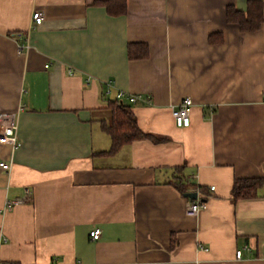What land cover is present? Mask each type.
<instances>
[{
  "label": "crops",
  "instance_id": "obj_1",
  "mask_svg": "<svg viewBox=\"0 0 264 264\" xmlns=\"http://www.w3.org/2000/svg\"><path fill=\"white\" fill-rule=\"evenodd\" d=\"M95 1L0 0V113L21 144L0 143V264H264V187L232 195L264 178V10L248 32L226 7L249 0H127L119 16ZM121 91L144 97L131 108L157 140L106 154ZM176 180L208 201L197 217Z\"/></svg>",
  "mask_w": 264,
  "mask_h": 264
},
{
  "label": "trees",
  "instance_id": "obj_2",
  "mask_svg": "<svg viewBox=\"0 0 264 264\" xmlns=\"http://www.w3.org/2000/svg\"><path fill=\"white\" fill-rule=\"evenodd\" d=\"M96 4L106 7L112 15L119 16L127 12V0H96ZM227 20L231 23H238L243 31H255L260 29L263 24V3L258 0H249L247 11L240 10L233 5L227 7ZM135 46L139 47L134 51ZM132 44L128 46L130 58L148 56V48L145 44ZM110 116L108 121H101L102 127L110 135L111 147L106 154H114L121 150L124 145L132 143L137 139H154V135L144 132L138 125L135 113L132 111L131 104L125 99H115L109 102ZM181 192H185V187L180 180L174 181ZM264 187V178H239L235 180L232 195L235 199L251 198L257 195V190Z\"/></svg>",
  "mask_w": 264,
  "mask_h": 264
},
{
  "label": "built area",
  "instance_id": "obj_3",
  "mask_svg": "<svg viewBox=\"0 0 264 264\" xmlns=\"http://www.w3.org/2000/svg\"><path fill=\"white\" fill-rule=\"evenodd\" d=\"M44 20V14L41 11L35 10L32 16L31 28L36 27L41 24ZM21 48V47H20ZM48 66V65H46ZM116 97L118 99H127L130 104H136L142 98V95L136 94H126L123 91L117 93ZM193 99L190 96L183 98L178 105L172 107L173 117L175 124L178 127H189L191 122V112L193 107ZM17 115L15 112L0 113V143L10 144L13 148H18L21 144L18 141L17 130H16ZM12 162L1 161L0 167L8 171L11 167ZM211 189L214 190L215 186H211ZM19 203L18 200L10 201L5 207V210H10L14 205ZM208 207V201L202 200L200 197L196 200H191L187 203L185 211L188 216L197 217L199 213ZM102 233L101 228H96L90 232V237L93 240H96L100 237ZM237 257L241 258L242 249L236 251ZM8 264H14L13 262Z\"/></svg>",
  "mask_w": 264,
  "mask_h": 264
},
{
  "label": "water",
  "instance_id": "obj_4",
  "mask_svg": "<svg viewBox=\"0 0 264 264\" xmlns=\"http://www.w3.org/2000/svg\"><path fill=\"white\" fill-rule=\"evenodd\" d=\"M184 195L186 197L191 198L192 200H196V199L199 198L198 191L197 190L196 191H188V192H185ZM202 200H204V199H202Z\"/></svg>",
  "mask_w": 264,
  "mask_h": 264
}]
</instances>
